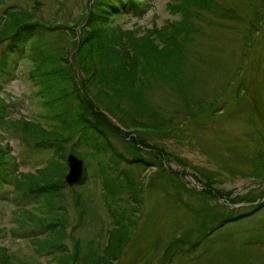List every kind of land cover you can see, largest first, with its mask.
Segmentation results:
<instances>
[{"label":"rangeland","instance_id":"obj_1","mask_svg":"<svg viewBox=\"0 0 264 264\" xmlns=\"http://www.w3.org/2000/svg\"><path fill=\"white\" fill-rule=\"evenodd\" d=\"M169 1L100 0V8L109 10L110 2L117 4L121 11L112 10L111 24L138 26L139 31L168 20L184 22L183 18L189 26V37L187 61L183 59L182 63H186L185 70L193 72L187 75L188 79L184 78L186 90L193 94L192 103L186 104L185 110L191 112L202 106L206 98H217L210 108L192 116L186 114L183 99L187 94L176 89V81L165 86L161 82L154 85V81L141 97L140 110L131 109L124 98L122 108H117L111 102L115 96H101L99 89L86 86L88 78L74 65L82 95L91 99L96 110L91 111L86 103L87 111L91 112L89 116L97 117L93 123L103 124L111 145L125 154V159L117 164L118 169H126L141 187L137 196L140 203L133 201L127 192L120 193L119 198L117 194L115 202L112 201L126 214L129 209L133 210L130 212L133 220L129 238L111 264H264V138L256 128L264 130V0H215L231 14L199 7L195 9L199 15L186 17H181L180 11L170 10ZM39 2L0 0V14L8 9H23L56 24L54 28L49 22L43 25L30 20L22 26L33 48L30 54L28 46L23 50L9 37L0 40V95L5 100L2 114L5 118L23 115L38 121L43 128H52L51 134L65 136L62 153L73 150L81 153L86 175L71 186L62 181L58 189L61 199L56 203L64 205L69 220L59 240L68 248L39 246L34 236L43 240L48 237L47 233L41 232V225L30 217L18 216L17 207L25 205L30 212L40 214V203L15 195L17 177L11 175L34 171L50 158L63 162L66 157L55 151L60 144L57 140L51 145L47 137L24 142L23 131L18 127L8 123L0 126V145L4 149L0 153L3 156L0 158V245L7 246L13 260L23 259L26 264H60V254L74 249V237L79 238L82 252L88 249L91 240L93 247H97V240L101 241L98 251L105 241L111 215L103 196L100 167L112 163L113 150L110 147L107 151L95 152L96 137L92 133L84 134L79 128L71 135H64L66 130L56 126L60 120L34 96L35 83L30 73L35 64L37 34L41 35L37 43L41 39H60L69 43L68 50L73 48V34H77L76 42L86 34L81 27L86 26L83 23L96 8L95 1ZM201 17L211 24L201 23ZM60 22L65 23L62 25L65 30L60 28ZM32 25L37 26L36 34L31 36L33 44L28 36ZM55 30L63 32L57 34ZM9 47L13 52H8ZM68 59L74 62L72 55ZM176 76L172 71L168 74L169 79ZM76 103L77 99L73 104ZM105 103L111 109L107 110ZM123 107L129 109L128 113H124ZM130 111L141 122H131ZM153 124L164 129H155ZM121 131L126 132L127 140L131 137L136 148L125 147ZM140 156L145 157L144 164L139 163ZM192 169H202L205 177H212L224 195L219 197L209 187H194L186 181L183 173ZM3 170L9 171L4 175ZM73 190L81 192L84 198L83 218L78 225ZM116 196H109V201ZM243 196L246 197L242 199ZM129 202L138 206L130 208ZM239 213L242 216L238 217ZM177 236L183 240H176Z\"/></svg>","mask_w":264,"mask_h":264},{"label":"trees","instance_id":"obj_2","mask_svg":"<svg viewBox=\"0 0 264 264\" xmlns=\"http://www.w3.org/2000/svg\"><path fill=\"white\" fill-rule=\"evenodd\" d=\"M102 2V1H101ZM98 5L99 7H97ZM111 9L107 10L103 7L100 8V0L95 1V9L88 16L81 30L86 34L79 37V41L72 40L73 45V58L75 65L79 67L81 72L88 78L85 81L86 86L93 90L99 89L101 96L113 98L112 103L117 108L121 107V101L125 99L127 104H130L131 109L135 107L140 110L142 107L141 97L146 95V89L154 85L163 84L164 86L174 79H169L170 71L176 75L185 70L186 63H182L186 59V42L189 37V26L186 21L172 20L161 26L153 25V27H146L141 29L138 26L121 27L118 24L112 25L110 20L112 18V10L117 11L116 4L110 2ZM168 7L172 11H180L181 17L190 16L191 14L199 15V7H208L209 10H214L220 14L228 13L227 9L220 5L215 0H170ZM100 8V9H99ZM26 12V11H23ZM100 12V13H99ZM103 13V14H101ZM32 15H23L21 12L8 9L5 14L0 15V39L5 37L11 38L16 44L24 46L26 43L29 45L25 38L24 26L28 21L32 20ZM185 26L182 27V25ZM192 25V23H191ZM28 34L29 40L32 43L31 36L37 32L36 27L33 25ZM35 29V33H33ZM193 29V25L191 27ZM29 32V31H28ZM62 32L57 30L56 33ZM40 33L35 37L36 55L35 64L31 67V75L33 79L37 78V93L43 99L44 104L51 111V115L60 120L59 126L62 130L66 131L64 135H71L72 131L76 128L81 129L84 134L92 133L96 138L94 140L95 152L107 151L110 147L112 152L110 155L112 163H105L100 167L102 175V185L104 188V199L106 200L107 210L111 215L109 226L106 228V238L103 242L100 251H98L101 241L97 240V247H93L91 242L88 249L81 251L80 244L75 241L74 249L68 253H61V264H111L127 242L130 235L129 225L132 223L133 210L129 209L126 214L124 209H117L113 203L120 197V193L127 192L133 201L140 203L137 196L140 193V186L138 182L126 169H118L117 164L120 160L125 159V154L122 151L114 148L108 140V133L105 131L103 124L98 122L99 125L93 123L97 117L89 116V111L86 109V103L92 108L93 102L82 95V90L79 82L72 71V63L67 61L64 56L63 61L60 62V57L63 54V48L66 43L58 44V40L41 39L38 43ZM159 42H158V41ZM33 44V43H32ZM171 49V50H170ZM33 48L28 46V53ZM36 77V78H35ZM161 82V83H160ZM103 83L104 86H101ZM100 86V87H99ZM39 90V91H38ZM63 96L58 98V95ZM105 94V95H104ZM77 99V103H73ZM82 99V101H81ZM3 105L4 100L0 97V126L10 124L12 127H18L26 135L24 140L34 138L38 140L42 137L50 138L47 143L52 144L57 140L60 142L56 152H60V156L66 157V152L62 143V137L59 134H51V129L43 128L38 121H32L27 118H12L11 116L4 117ZM106 109H111L109 104L105 103ZM124 113H128L129 109L123 107ZM95 111L93 107L91 111ZM142 112L145 111L142 109ZM134 113V112H133ZM131 111L129 112L131 122L137 124L141 122L134 116ZM125 122V119H123ZM125 128L127 125H123ZM55 127L54 129H57ZM120 137L124 141L125 147L136 148L130 141L126 139V132L121 131ZM38 138V139H37ZM52 140V141H51ZM4 149L0 145V153ZM3 157L0 154V158ZM146 159L140 156L139 163H145ZM67 168L66 160L60 162L57 158H50V160L43 166L36 168L34 171H18V176L11 175L16 178V195H22L28 200L39 202V208L42 213L36 214L30 212L29 209L22 205L17 207L18 216H28L31 221L38 223L42 222L43 230L47 236L41 240L34 237L35 242L39 246H58L64 250L65 246L59 242V238L64 234L63 229L68 224L67 211L64 205L56 203L60 201L61 195L59 186L64 181V171ZM9 171V170H7ZM6 170L2 174H7ZM86 172V171H85ZM86 173L83 175L85 178ZM75 192V190H73ZM109 196H116L109 201ZM246 196H243L245 198ZM241 199V200H242ZM235 200V197H232ZM113 201V203H112ZM74 203L78 211V221L81 222L83 218L84 209L81 208L84 203V198L81 192L74 193ZM43 204L44 208H42ZM81 204V205H80ZM129 204L130 208H135L137 204ZM57 205V206H56ZM245 215V214H244ZM238 217L242 213L237 214ZM38 218V220H37ZM22 220V219H21ZM37 220V222H36ZM26 260H13L11 253L8 251L7 246L0 245V264H26Z\"/></svg>","mask_w":264,"mask_h":264},{"label":"water","instance_id":"obj_3","mask_svg":"<svg viewBox=\"0 0 264 264\" xmlns=\"http://www.w3.org/2000/svg\"><path fill=\"white\" fill-rule=\"evenodd\" d=\"M69 170L65 175L66 180L69 184L76 182L78 178L82 176L83 173V160L78 158L73 153L68 155Z\"/></svg>","mask_w":264,"mask_h":264}]
</instances>
